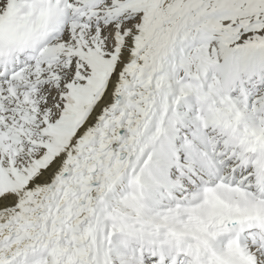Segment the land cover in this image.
Listing matches in <instances>:
<instances>
[{"label": "snow or ice", "instance_id": "snow-or-ice-1", "mask_svg": "<svg viewBox=\"0 0 264 264\" xmlns=\"http://www.w3.org/2000/svg\"><path fill=\"white\" fill-rule=\"evenodd\" d=\"M0 264H264V0H0Z\"/></svg>", "mask_w": 264, "mask_h": 264}]
</instances>
